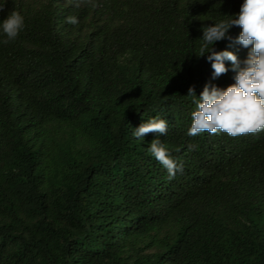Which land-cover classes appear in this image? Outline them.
Returning a JSON list of instances; mask_svg holds the SVG:
<instances>
[{"label":"trees","instance_id":"trees-1","mask_svg":"<svg viewBox=\"0 0 264 264\" xmlns=\"http://www.w3.org/2000/svg\"><path fill=\"white\" fill-rule=\"evenodd\" d=\"M242 3L6 0L0 264H264V131L187 134L189 87L235 83L230 61L213 79L209 53L197 56L203 28ZM12 11L24 28L5 44ZM240 32L212 47L243 62ZM157 117L166 135L133 136ZM153 139L183 163L174 179Z\"/></svg>","mask_w":264,"mask_h":264},{"label":"clouds","instance_id":"clouds-1","mask_svg":"<svg viewBox=\"0 0 264 264\" xmlns=\"http://www.w3.org/2000/svg\"><path fill=\"white\" fill-rule=\"evenodd\" d=\"M80 2L81 0H76L77 7ZM5 3L6 0L0 3V10H3ZM234 17L203 28V44L197 56L209 53L206 59L211 63L213 79L229 71L225 61H230L235 72V83L224 89L206 83L199 97L194 87H189L187 95L193 98L196 105L191 113L192 122L187 133L189 136L195 137L207 131L210 134L223 132L231 137H238L264 131V0H243L239 13ZM66 22L74 25L79 23L75 16L66 17ZM233 26L241 28L234 42L244 48H251L243 62L232 51H216L212 47L215 42L224 39L232 41L229 30ZM23 28L24 17L19 12L12 11L2 23L3 33L7 37L3 43L15 40ZM167 130V120L157 117L140 124L132 134L142 141L148 133L163 136L167 134ZM188 147L191 151L198 146L190 144ZM148 151L167 170L170 180L177 173L183 172V163L173 157L168 147L159 139L150 142Z\"/></svg>","mask_w":264,"mask_h":264}]
</instances>
